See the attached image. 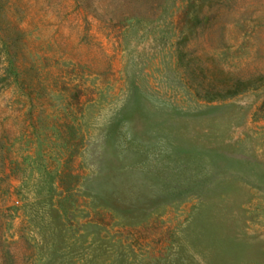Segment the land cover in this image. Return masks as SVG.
Instances as JSON below:
<instances>
[{"label":"rangeland","instance_id":"rangeland-1","mask_svg":"<svg viewBox=\"0 0 264 264\" xmlns=\"http://www.w3.org/2000/svg\"><path fill=\"white\" fill-rule=\"evenodd\" d=\"M0 264H264V0H0Z\"/></svg>","mask_w":264,"mask_h":264},{"label":"trees","instance_id":"trees-1","mask_svg":"<svg viewBox=\"0 0 264 264\" xmlns=\"http://www.w3.org/2000/svg\"><path fill=\"white\" fill-rule=\"evenodd\" d=\"M235 91V89H234V86H233V84L231 83L230 85H228L226 88H224V92L222 93V94H219V96H224V94L225 93H228V94H231V93H233ZM203 97H207V99H210L212 96H203ZM62 190H64V191H68V190H70V188H71V186H69V185H64V186H62Z\"/></svg>","mask_w":264,"mask_h":264}]
</instances>
